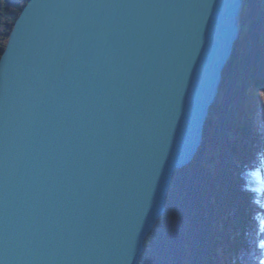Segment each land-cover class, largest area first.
<instances>
[{"label": "water", "instance_id": "obj_1", "mask_svg": "<svg viewBox=\"0 0 264 264\" xmlns=\"http://www.w3.org/2000/svg\"><path fill=\"white\" fill-rule=\"evenodd\" d=\"M245 2L27 1L0 58L3 264L140 263Z\"/></svg>", "mask_w": 264, "mask_h": 264}, {"label": "trees", "instance_id": "obj_2", "mask_svg": "<svg viewBox=\"0 0 264 264\" xmlns=\"http://www.w3.org/2000/svg\"><path fill=\"white\" fill-rule=\"evenodd\" d=\"M27 1L0 0V58ZM250 85L264 87V0L245 2L242 33L223 71L202 147L176 171L167 211L149 234L139 264L264 262V211L246 177L264 155V99L252 130L245 94Z\"/></svg>", "mask_w": 264, "mask_h": 264}, {"label": "rangeland", "instance_id": "obj_3", "mask_svg": "<svg viewBox=\"0 0 264 264\" xmlns=\"http://www.w3.org/2000/svg\"><path fill=\"white\" fill-rule=\"evenodd\" d=\"M245 94H246V101H247L246 105H248V106H246V110L250 111L247 120L250 124L251 129L256 130L257 129V120L254 118H256V116H258V114H259V111L256 108V106L259 107L260 102L264 99V87L261 85H257V86L256 85H250L245 90ZM247 113L248 112H246L245 115H247ZM263 156L264 155L262 154L260 164L258 166L260 169L264 166V157ZM262 170H263V168H262ZM262 211H264V208ZM262 223H264V221H263V213L261 212L259 214V224H262Z\"/></svg>", "mask_w": 264, "mask_h": 264}, {"label": "bare ground", "instance_id": "obj_4", "mask_svg": "<svg viewBox=\"0 0 264 264\" xmlns=\"http://www.w3.org/2000/svg\"><path fill=\"white\" fill-rule=\"evenodd\" d=\"M256 108L258 109L259 107L256 106ZM262 168L261 169L259 168V170H257V172L255 173L247 172L246 177L249 180V188L256 193L258 197V205L263 210L264 208V166Z\"/></svg>", "mask_w": 264, "mask_h": 264}, {"label": "snow or ice", "instance_id": "obj_5", "mask_svg": "<svg viewBox=\"0 0 264 264\" xmlns=\"http://www.w3.org/2000/svg\"><path fill=\"white\" fill-rule=\"evenodd\" d=\"M258 175V174H257ZM262 248H264V243H261V245H260ZM0 264H3V262L2 261H0ZM262 264H264V262H262Z\"/></svg>", "mask_w": 264, "mask_h": 264}]
</instances>
